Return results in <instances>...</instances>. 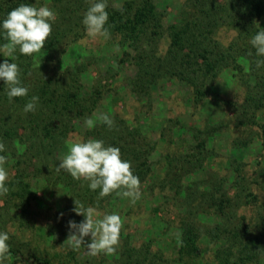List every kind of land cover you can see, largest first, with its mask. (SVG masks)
I'll list each match as a JSON object with an SVG mask.
<instances>
[{"label": "rangeland", "instance_id": "rangeland-1", "mask_svg": "<svg viewBox=\"0 0 264 264\" xmlns=\"http://www.w3.org/2000/svg\"><path fill=\"white\" fill-rule=\"evenodd\" d=\"M31 1L35 7L47 5L53 9L56 15L52 23L58 21V8L52 0ZM128 1L131 0H107V4L120 7ZM153 2L163 14L165 35L158 48V54H163L168 47L167 27L180 22L185 0ZM78 31L81 38L68 44L66 52L51 64L50 74L54 72L63 79L78 72L81 97L87 104L86 117L96 120L97 126L102 122L96 118L107 114L124 139L122 144L148 149L144 158L149 173L140 182V197L135 203L112 193L101 203V208L87 205L95 208L100 216L117 213L121 217L116 251L89 255L86 244L90 237H85V248L73 250L67 240L71 233L65 211L69 206L76 207L74 200H86L81 190L88 187V181L73 179L67 173L66 179L58 180L55 169L71 142L92 139L85 138L92 127H86L83 121L73 122L74 131L68 133L50 156V162H40L38 169L34 167L30 171L26 213L16 209L14 197H0V231L7 232L8 244L21 251L17 256L9 253L4 264H42L37 259H27L29 254L46 258L51 264H120L125 249H143L146 245L157 255L155 264H182L177 260L180 223L188 209L186 197L190 193L213 192L223 179L222 188L230 196L235 193L237 183H243L257 200L264 201V106L253 111L245 105L243 73L232 69L223 71L197 103L192 90L175 78H163L146 91H135L137 69L130 58L124 57L118 38L92 39L81 23ZM235 36V30L227 26H221L215 34L223 45ZM44 55L42 50L36 53V65L42 64ZM3 59L0 56V61ZM247 61L241 55L240 63L245 70ZM130 134L135 135L129 137ZM14 145L19 153L23 152V145L16 142ZM13 163L11 159L5 164L8 181L17 175ZM208 205L201 204L202 231L219 221ZM256 205L239 206L236 215L244 216L245 223L257 224L260 231L264 226L260 217H256ZM71 216L70 220L77 223L84 219L76 213ZM201 249L194 264H215V246L206 236L201 238ZM256 264H264V259Z\"/></svg>", "mask_w": 264, "mask_h": 264}, {"label": "trees", "instance_id": "trees-1", "mask_svg": "<svg viewBox=\"0 0 264 264\" xmlns=\"http://www.w3.org/2000/svg\"><path fill=\"white\" fill-rule=\"evenodd\" d=\"M52 2L58 8L59 17L56 23H52V32L43 45L45 55L42 64H35L36 53L31 56L16 53L13 61L20 68V78L29 89L28 95L15 97L10 103L4 95L3 81H0V142L5 145V151L0 155L6 156L5 164L14 159L13 167L17 171V175L7 182L10 190L5 196L14 197L16 209L22 213H26L29 205L31 185L27 178L30 171L34 167L38 169L40 162H50V156L68 133L74 131L73 122H84L88 118L85 115L86 99L80 93L79 73H70L69 77L63 76L62 79L61 75L54 72L51 75L50 72L53 71L51 64L66 52L68 44L81 38L78 28L90 0ZM20 3L33 5L31 0H0V19ZM106 11L109 36L118 38L117 43L124 57L130 58L137 69L135 91H146L163 78H175L192 90L197 103L223 71L232 69L243 73L241 82L246 88L245 105L253 111L264 106V67H256L258 57L249 44L257 31L264 30L261 28L264 24V0H185L180 22L167 27L168 47L163 54H158L160 41L165 35L163 14L153 0H131L120 7L107 4ZM221 26L230 27L236 32L227 45L221 44L215 37ZM3 43L0 39V44ZM241 55L248 59L246 70L240 63ZM4 59L12 60V57ZM33 95L39 97L38 106L34 112L24 114L22 108ZM116 127L112 125L109 128L103 123L94 125L85 138L100 139L106 146L118 147L121 158L130 161L134 174L142 182L149 173V165L144 158L148 149L130 148L128 144H122L124 139L119 136ZM130 135L134 137L135 134ZM14 142L23 145V152L16 150ZM55 175L58 180L66 179L63 170L57 172L55 169ZM223 181L221 179L222 183L219 182L213 192L206 194L195 191L186 197L188 209H185L180 223L181 237L177 250V260L182 264H194L193 261L202 251L203 236L215 246V264H256L264 259V228L257 231V224L245 223L244 216L236 215L239 206L257 204L256 217H260L264 226V201L257 200L243 183H237L235 193L230 196L222 188ZM81 191L86 194V197L83 196L86 200L74 202L77 205H98V208L111 195L100 197L99 189L93 191L88 187ZM208 203L219 221L202 231L199 214L204 209L201 204ZM74 208H67L65 221L69 222L75 213ZM9 248V253L16 256L21 254L10 244ZM121 255L123 259L120 264H155L158 259L149 251L148 245L143 249H125ZM27 259L51 264L46 258H37L36 254H29Z\"/></svg>", "mask_w": 264, "mask_h": 264}, {"label": "clouds", "instance_id": "clouds-1", "mask_svg": "<svg viewBox=\"0 0 264 264\" xmlns=\"http://www.w3.org/2000/svg\"><path fill=\"white\" fill-rule=\"evenodd\" d=\"M106 0H90L89 6L84 12L81 24L88 37L92 39L109 37L108 12ZM55 12L47 5L35 7L31 3H20L0 19V56L12 57V60L0 61V81L5 87L4 95L11 103L15 97L28 95V87L24 86L20 78V68L13 62L16 53L31 56L40 52L46 40L52 32V22ZM251 48L255 50L256 67H264V30L257 31L249 41ZM39 97L33 95L24 104V114L34 112L38 106ZM107 127L111 128L113 121L107 114H101L96 118ZM96 120L88 117L84 120L86 127H93ZM5 151V145L0 142V153ZM56 166L57 172L63 170L73 179L88 181L90 190L99 189V196H107L115 193L118 196L128 198L135 203L140 197V180L134 174L131 163L121 158L118 147L105 145L103 140L88 139L76 140ZM6 156L0 155V197L8 194L10 188L7 183L9 173L5 167ZM76 205V204H75ZM74 211L82 215L84 219L77 223L68 222L70 235L69 246L73 249L84 247L85 237H90L86 244V251L91 256L100 253L112 254L119 245L121 217L117 213L100 216L97 210L83 204L76 205ZM60 216L63 214L60 213ZM9 235L0 231V264H4L10 248Z\"/></svg>", "mask_w": 264, "mask_h": 264}]
</instances>
